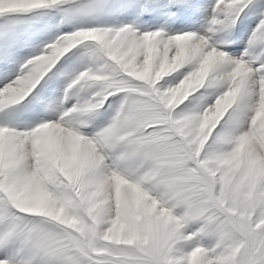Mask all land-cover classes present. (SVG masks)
I'll return each instance as SVG.
<instances>
[{
  "label": "snow or ice",
  "instance_id": "snow-or-ice-1",
  "mask_svg": "<svg viewBox=\"0 0 264 264\" xmlns=\"http://www.w3.org/2000/svg\"><path fill=\"white\" fill-rule=\"evenodd\" d=\"M61 2L0 0V15ZM252 3L216 0L205 35L81 27L21 65L0 88V110L25 100L74 47L93 61L67 85L89 91L71 119L23 130L0 124V264H264V62L254 67L209 44V34L227 35ZM135 6L149 11L152 0ZM168 7L174 16L194 6ZM256 46L264 49V11L249 38V49ZM185 65L192 68L177 83H161ZM217 79L226 90L214 105L178 110ZM182 82L191 86L178 93ZM115 96L111 122L83 134ZM226 96L230 103L218 106ZM241 101L247 126L217 131Z\"/></svg>",
  "mask_w": 264,
  "mask_h": 264
},
{
  "label": "rangeland",
  "instance_id": "rangeland-1",
  "mask_svg": "<svg viewBox=\"0 0 264 264\" xmlns=\"http://www.w3.org/2000/svg\"><path fill=\"white\" fill-rule=\"evenodd\" d=\"M137 0H62L55 7V18L64 21L69 30L81 27H111L117 28L124 24H131L141 32L145 30L163 29L165 36L182 31H192L205 35L212 15V5L216 0H191L194 6L185 13L170 15L175 9L168 7L169 0H152L151 10L141 11L136 5ZM264 0H253L245 8L240 18L227 35L222 32L209 34V44L222 48L230 57H243L254 67L264 62V49L260 46L249 49V38L260 19L264 8L260 7ZM45 8L35 9L26 13H6L0 15V88L13 82L21 73L23 65L30 57L46 51V46L54 42L62 34L58 27H45L36 23L35 14L41 13ZM72 19L71 23H66ZM70 33V32H69ZM56 36V37H55ZM224 37L227 43H219ZM249 54L245 55V50ZM93 67V61L80 46L74 47L51 69L41 80L33 92L18 104L10 105L0 110V124L7 123L10 127L25 129L38 123L49 120L67 121L74 113L70 112L74 105L89 94L87 89L79 85L67 89V85L79 73ZM192 65H185L177 72L166 76L161 83L165 86L177 83L182 76L190 71ZM67 89V91H66ZM226 90V84L217 79L215 82H205V85L180 105L178 110L192 114L203 112L208 106L214 105L215 99ZM120 96L111 97L101 109L90 118L87 126L80 130L83 134L91 136L107 126L120 103ZM246 101H241L230 109L218 123L217 131L234 130L246 127V115L250 112L245 107ZM66 126V125H65ZM191 230V229H189ZM186 248H190L188 243Z\"/></svg>",
  "mask_w": 264,
  "mask_h": 264
},
{
  "label": "crops",
  "instance_id": "crops-1",
  "mask_svg": "<svg viewBox=\"0 0 264 264\" xmlns=\"http://www.w3.org/2000/svg\"><path fill=\"white\" fill-rule=\"evenodd\" d=\"M55 8H45L43 12L35 14L36 23L42 25V30L45 27L53 28L58 27L60 32H72L73 30L66 29L64 26V21H58L55 18ZM73 20L68 19L66 23H71ZM56 37V36H55Z\"/></svg>",
  "mask_w": 264,
  "mask_h": 264
},
{
  "label": "clouds",
  "instance_id": "clouds-1",
  "mask_svg": "<svg viewBox=\"0 0 264 264\" xmlns=\"http://www.w3.org/2000/svg\"><path fill=\"white\" fill-rule=\"evenodd\" d=\"M167 68H168V64L166 63V64H164V65L162 66L161 71H165V70H167ZM200 76H201V74H198L196 79L198 80V79L200 78ZM190 86H191L190 84L185 85V84L182 82L181 88L178 89V93H183L184 89H185L186 87H190ZM221 103H230V97H229V96H226L225 99H224L223 101H218V102H217L218 106H219V104H221ZM218 110H219V108H218ZM211 118H212L211 115H210L209 117H206V119H211Z\"/></svg>",
  "mask_w": 264,
  "mask_h": 264
}]
</instances>
